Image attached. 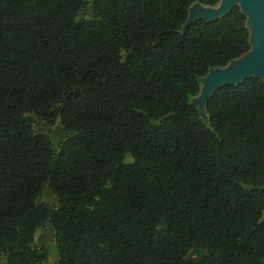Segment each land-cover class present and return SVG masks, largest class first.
I'll use <instances>...</instances> for the list:
<instances>
[{
    "label": "trees",
    "instance_id": "obj_1",
    "mask_svg": "<svg viewBox=\"0 0 264 264\" xmlns=\"http://www.w3.org/2000/svg\"><path fill=\"white\" fill-rule=\"evenodd\" d=\"M219 2L0 0L5 264H43L47 223L57 264H264V81L220 87L206 121L192 105L251 48L237 6L183 31Z\"/></svg>",
    "mask_w": 264,
    "mask_h": 264
},
{
    "label": "water",
    "instance_id": "obj_2",
    "mask_svg": "<svg viewBox=\"0 0 264 264\" xmlns=\"http://www.w3.org/2000/svg\"><path fill=\"white\" fill-rule=\"evenodd\" d=\"M235 6L247 18L246 27L250 33L251 48L244 56L231 61L225 69H211L209 75L199 79V83L204 85L197 100L200 108H205L206 102L222 86L235 84L249 77H258L264 81V0H220L218 8L198 9L187 17L183 31L195 20L214 21L222 18ZM192 105L195 106L193 102ZM261 222H264V216Z\"/></svg>",
    "mask_w": 264,
    "mask_h": 264
},
{
    "label": "rangeland",
    "instance_id": "obj_3",
    "mask_svg": "<svg viewBox=\"0 0 264 264\" xmlns=\"http://www.w3.org/2000/svg\"><path fill=\"white\" fill-rule=\"evenodd\" d=\"M87 1H91V0H87ZM219 4L216 7H206V6H202L199 4H194L189 8L188 17L193 15L198 9H201V10L216 9L218 8ZM92 16H93V10H92V6L90 5L82 10L79 16V19L91 18ZM221 69L223 70L225 69V67ZM207 75H209V73ZM200 85H201L200 90H202L204 88V85L201 83ZM199 97L200 95L198 94L197 97L192 99V102L196 106L197 110L199 111L201 118L204 121H206L207 116L205 113V108L204 107L200 108V103L199 101L197 102ZM25 118L31 122L33 129L36 132L47 131L50 134L52 142L55 145L59 144V142L61 141L64 135L59 124H56L55 126L50 127V128H46L43 126L41 120L33 114L28 113L25 115ZM36 202L37 204H43V205H47L50 207H56L58 205L57 199L55 198V196L51 193V191L48 188L44 189L43 194L37 199ZM263 216H264V213H263ZM34 240H35L36 246L44 248L47 252V258L43 264H57L55 235L49 223L42 226L36 231ZM192 257H193V253L190 252L188 254V258H192ZM0 264H5L4 257H0Z\"/></svg>",
    "mask_w": 264,
    "mask_h": 264
}]
</instances>
